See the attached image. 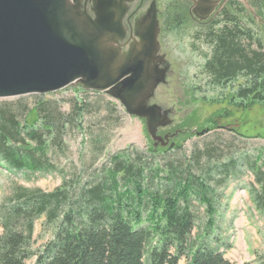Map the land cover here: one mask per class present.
<instances>
[{
    "label": "trees",
    "instance_id": "16d2710c",
    "mask_svg": "<svg viewBox=\"0 0 264 264\" xmlns=\"http://www.w3.org/2000/svg\"><path fill=\"white\" fill-rule=\"evenodd\" d=\"M205 43L211 49L205 75L208 85L222 89L219 102L242 112L264 105L263 47L252 49L249 31L235 32L230 27L211 34ZM29 97L34 100L29 107L21 104L22 97L16 107L0 103V168L7 173L54 169L48 157L51 150L65 148L66 131L77 121L81 127L80 120L89 110L81 101L63 115L44 95ZM227 117L225 112L216 114L200 126L183 120L173 141L158 149L152 146L148 156L181 150L182 144L175 141L215 132ZM144 158L138 153L112 156L109 166L89 182L64 183L49 193L16 188L9 204L0 207V264H26L31 259L33 264H232L225 256L231 244L215 231L216 194L207 184L212 181L210 173H193L191 163L198 154L191 153L190 162L173 159L155 168ZM260 161L258 155L253 160L242 157L240 163L261 188L252 199L264 211ZM232 168L230 161L218 166V171L226 175ZM156 179L165 185L155 188ZM192 201L204 207L206 220L200 226ZM41 217L53 225V232L42 250L33 252L34 225Z\"/></svg>",
    "mask_w": 264,
    "mask_h": 264
},
{
    "label": "rangeland",
    "instance_id": "374dc122",
    "mask_svg": "<svg viewBox=\"0 0 264 264\" xmlns=\"http://www.w3.org/2000/svg\"><path fill=\"white\" fill-rule=\"evenodd\" d=\"M158 54L159 59L153 64L156 72H161L158 73L161 80L156 82L143 103L144 107H152L157 112L161 123L157 126L156 135L161 138L174 135L183 120L190 125L200 126L214 115L225 112L229 117L220 120L219 126L222 128L184 142L175 141V144H182L181 150L160 153L152 158L148 156V150L152 146L158 149L161 145L150 139L144 119L129 116L118 101L105 94H83L81 85L69 86L63 91L44 96L55 102L63 115L71 113L74 103L86 102L89 110L80 120L81 127L78 121L71 125L63 137L65 148L62 151L51 150L48 156L54 166L51 171L26 175L7 173L0 168V207L9 204V196L18 187L49 193L64 183L72 186L76 180L80 185L89 182L101 168L109 166L112 156L118 154L135 156L138 153L145 157L149 167L155 168L165 166L167 161L173 159L190 162L191 153L194 152L198 158L191 163L193 173H210L212 181L207 184L216 194L215 231L221 239L231 244L226 258L232 264H264V211H260L252 199L253 193L259 194L261 188L245 164L240 163L242 157L253 160L260 155V165L264 164V105H256L242 112L225 101L219 102L222 89L208 85L206 75L201 73L207 49L200 44L193 45L186 33L178 37L176 45L166 46L160 53L156 52ZM161 60L164 61L161 63ZM22 98L20 102L26 107L34 102L29 96ZM17 100L5 99L0 103L16 107ZM230 161L234 162V168L229 174L220 173L218 166ZM158 185L165 184L163 180L156 179L153 186L156 188ZM192 203L200 226L206 220L204 207L196 201ZM52 232L53 225L48 224L44 217L37 220L31 250L41 251L51 239ZM34 261L31 259L26 264H33ZM179 264H183V261Z\"/></svg>",
    "mask_w": 264,
    "mask_h": 264
},
{
    "label": "water",
    "instance_id": "95a60500",
    "mask_svg": "<svg viewBox=\"0 0 264 264\" xmlns=\"http://www.w3.org/2000/svg\"><path fill=\"white\" fill-rule=\"evenodd\" d=\"M106 18L103 10L91 29L70 0H0V100L55 94L79 84L144 119L150 139L165 147L178 132L157 136V112L143 106L161 80L160 71L146 50L145 60L119 61L104 46L107 31L101 24Z\"/></svg>",
    "mask_w": 264,
    "mask_h": 264
},
{
    "label": "flooded vegetation",
    "instance_id": "af4514ba",
    "mask_svg": "<svg viewBox=\"0 0 264 264\" xmlns=\"http://www.w3.org/2000/svg\"><path fill=\"white\" fill-rule=\"evenodd\" d=\"M70 1L91 29L100 12L108 13L109 18L101 24L107 31L104 46L111 47L119 61L130 57L134 61L145 60L143 53L148 51V60L157 62L160 54L156 52L176 45L178 37L186 33L193 45L207 49L201 71L205 75V64L211 57V49L205 43L207 38L230 27L235 32L249 31L252 49L261 46L264 52V0Z\"/></svg>",
    "mask_w": 264,
    "mask_h": 264
}]
</instances>
